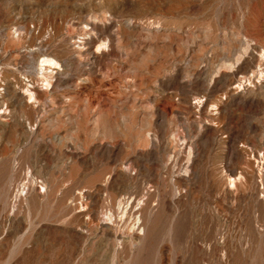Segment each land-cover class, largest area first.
<instances>
[{"label": "rangeland", "instance_id": "1", "mask_svg": "<svg viewBox=\"0 0 264 264\" xmlns=\"http://www.w3.org/2000/svg\"><path fill=\"white\" fill-rule=\"evenodd\" d=\"M0 264H264V0H0Z\"/></svg>", "mask_w": 264, "mask_h": 264}, {"label": "bare ground", "instance_id": "2", "mask_svg": "<svg viewBox=\"0 0 264 264\" xmlns=\"http://www.w3.org/2000/svg\"><path fill=\"white\" fill-rule=\"evenodd\" d=\"M87 43V46H90L91 43H93V40H88L86 41ZM88 52V51H87ZM94 54V53H93ZM57 64V62L52 59V58H47V57H44L42 60H41V66H42V69H46L47 67H55ZM48 71V69H47ZM53 71V70H52ZM42 73V72H41ZM46 76V75H45ZM45 78V77H44ZM50 79V78H49ZM46 80V79H45ZM42 83V82H41ZM46 83V82H45ZM44 84V83H43ZM46 85V84H45ZM51 86V84H49ZM47 85V86H49ZM55 85V84H54ZM38 89V88H37ZM28 91L30 92L31 94V97L32 95L34 94V92L30 89H28ZM39 91V90H38ZM28 92V93H29ZM26 94V93H25ZM10 95V94H9ZM16 95V94H15ZM35 95V94H34ZM3 105V104H2ZM11 106V105H10ZM6 107V106H5ZM4 108V107H3ZM11 109V108H10ZM239 177V176H238ZM234 178V177H233ZM260 180V179H259ZM23 186V185H22ZM12 189V188H11ZM179 191V190H178ZM16 196V195H15ZM127 196V195H126ZM127 200V199H126ZM127 208V207H126ZM125 210V209H124ZM106 217V216H105ZM109 218V217H108ZM114 219V218H113ZM122 226V225H121ZM134 226V225H133ZM192 235V234H191ZM203 237V236H202ZM90 238V237H89ZM112 239V238H111ZM121 246V245H120ZM124 254V253H123Z\"/></svg>", "mask_w": 264, "mask_h": 264}]
</instances>
